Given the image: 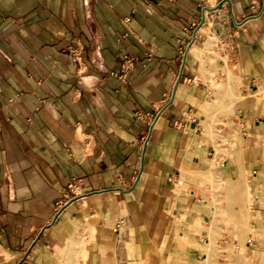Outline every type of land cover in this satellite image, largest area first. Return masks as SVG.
I'll list each match as a JSON object with an SVG mask.
<instances>
[{
	"label": "crops",
	"instance_id": "crops-1",
	"mask_svg": "<svg viewBox=\"0 0 264 264\" xmlns=\"http://www.w3.org/2000/svg\"><path fill=\"white\" fill-rule=\"evenodd\" d=\"M125 56L139 61L119 78ZM225 56L264 86V0H0V264H197L182 237L209 210L176 179L208 165ZM253 95L237 107L257 179Z\"/></svg>",
	"mask_w": 264,
	"mask_h": 264
},
{
	"label": "rangeland",
	"instance_id": "rangeland-1",
	"mask_svg": "<svg viewBox=\"0 0 264 264\" xmlns=\"http://www.w3.org/2000/svg\"><path fill=\"white\" fill-rule=\"evenodd\" d=\"M210 45L208 50L214 53V58H222L219 53L217 55L216 42ZM227 47L228 43L224 42L219 49L225 51ZM253 84L256 88L250 91ZM213 88L203 107L205 116L201 125L214 148L208 165L189 174L182 171L176 179L178 188L188 193L191 189L195 191L203 207L209 210V217L187 224L188 235L195 232L198 238L191 240L183 235L182 241L197 251L200 256L197 264L222 261L220 264H237L242 258L239 264H264V177L256 179L248 173L254 148L244 140L237 107L246 94L264 98V86L259 88L238 62H231L225 56V62L219 63L215 73ZM233 189L235 194H232Z\"/></svg>",
	"mask_w": 264,
	"mask_h": 264
},
{
	"label": "built area",
	"instance_id": "built-area-1",
	"mask_svg": "<svg viewBox=\"0 0 264 264\" xmlns=\"http://www.w3.org/2000/svg\"><path fill=\"white\" fill-rule=\"evenodd\" d=\"M254 7V6H253ZM205 11H204V16H201L200 19H193L190 22V27L189 29H194L195 28V35H196V31L197 29L204 23L205 21ZM186 31H188V28H185ZM196 39V36H192L190 35L189 41L186 44H183V46L180 48V53H181V61L183 62L184 57H185V53L187 51V47L192 44ZM151 55V54H150ZM138 58L135 57H128L125 56V60L123 62V64L121 65V70L113 72L112 74L119 77V78H123L124 76H126L127 72L131 69H134L138 63ZM143 67H146V63L145 62H141L140 63Z\"/></svg>",
	"mask_w": 264,
	"mask_h": 264
},
{
	"label": "bare ground",
	"instance_id": "bare-ground-1",
	"mask_svg": "<svg viewBox=\"0 0 264 264\" xmlns=\"http://www.w3.org/2000/svg\"><path fill=\"white\" fill-rule=\"evenodd\" d=\"M205 16L207 17V12H206V14H205ZM208 18V17H207ZM207 29V28H206ZM203 33V32H202ZM201 32H200V34H202ZM205 33V32H204ZM212 43V42H211ZM211 43H209V41L208 42H206L205 44H206V47H209L210 46V44ZM203 49V48H202ZM259 90V89H258ZM262 90V89H261ZM262 92H264V91H262ZM257 93V92H256ZM258 93H261V91L259 90L258 91ZM264 97V96H263ZM216 157V156H215ZM213 163H214V161H213ZM201 177V176H200ZM236 183V182H235ZM239 186V185H238ZM240 187V186H239ZM233 188V187H232ZM238 188V187H237ZM237 188H234L235 190L237 189ZM233 189V190H234ZM239 189V188H238ZM235 190H234V193H232L233 191L231 190V191H229V192H231L232 194H235L236 192H235ZM240 190V189H239ZM238 190V191H239ZM238 191H237V193H238ZM241 191V190H240ZM251 195V194H250ZM242 199V198H241ZM238 203V202H237ZM252 203V202H251ZM238 209H239V207H238ZM237 213V212H236ZM244 229V228H243ZM242 239H243V237H242ZM223 244V243H222ZM238 244V243H237ZM235 246H236V244H235ZM239 246V245H238ZM237 247V246H236ZM244 247V246H243ZM240 249H241V247H239ZM220 249H222V248H220ZM223 249H224V246H223ZM233 249H235L234 247H233ZM225 250V249H224ZM227 250V249H226ZM236 250H237V248H236ZM235 250V251H236ZM244 250V249H243ZM234 251V252H235ZM237 251H239V250H237ZM236 251V252H237ZM215 253V252H214ZM213 253V254H214ZM223 253V252H222ZM230 253V252H229ZM216 255V254H215ZM227 255V254H226ZM210 256H212V253L210 254ZM209 256V257H210ZM214 256V255H213ZM221 256V255H220ZM217 257V256H216ZM235 257H239V256H235ZM241 257V256H240ZM207 258H208V256H207ZM215 258V257H214ZM225 258H228L227 256H225ZM209 259V258H208ZM229 259V258H228ZM241 259V258H240ZM210 260V259H209ZM220 260V259H219ZM233 260V259H232ZM241 260H243V258L241 259ZM241 260H238V262L240 261L241 262ZM216 261V260H215ZM217 262V261H216ZM219 262V261H218ZM223 262V261H222ZM222 262H219V263H217V264H220V263H222ZM228 262H230V261H228ZM238 262H236L237 264H239ZM232 262H230V264H231ZM226 264H228V263H226ZM235 264V263H234Z\"/></svg>",
	"mask_w": 264,
	"mask_h": 264
},
{
	"label": "water",
	"instance_id": "water-1",
	"mask_svg": "<svg viewBox=\"0 0 264 264\" xmlns=\"http://www.w3.org/2000/svg\"><path fill=\"white\" fill-rule=\"evenodd\" d=\"M212 9H215V8H212ZM187 53H188V52L185 53V57L187 56ZM181 76H182V73L179 74V77H178V80H177V83H176V87H177L178 83L180 82ZM176 87H175V90H174V92H173V97H174V95H175Z\"/></svg>",
	"mask_w": 264,
	"mask_h": 264
}]
</instances>
